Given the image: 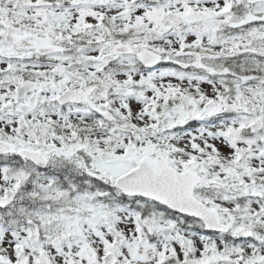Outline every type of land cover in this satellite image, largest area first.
<instances>
[{"label": "snow or ice", "instance_id": "obj_1", "mask_svg": "<svg viewBox=\"0 0 264 264\" xmlns=\"http://www.w3.org/2000/svg\"><path fill=\"white\" fill-rule=\"evenodd\" d=\"M0 264H264V0H0Z\"/></svg>", "mask_w": 264, "mask_h": 264}]
</instances>
